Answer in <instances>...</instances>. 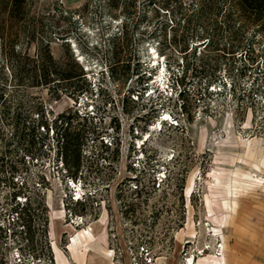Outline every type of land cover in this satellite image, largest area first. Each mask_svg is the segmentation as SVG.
<instances>
[{
	"label": "rangeland",
	"instance_id": "1",
	"mask_svg": "<svg viewBox=\"0 0 264 264\" xmlns=\"http://www.w3.org/2000/svg\"><path fill=\"white\" fill-rule=\"evenodd\" d=\"M204 2L26 0L12 13L0 0V264H264V32L239 35L254 62L202 60L197 38L220 19ZM47 50L84 68L87 92L38 85ZM71 112L85 130L75 183L41 126ZM15 191L32 203L25 227Z\"/></svg>",
	"mask_w": 264,
	"mask_h": 264
},
{
	"label": "trees",
	"instance_id": "2",
	"mask_svg": "<svg viewBox=\"0 0 264 264\" xmlns=\"http://www.w3.org/2000/svg\"><path fill=\"white\" fill-rule=\"evenodd\" d=\"M9 1L11 6L10 11L12 13H14L15 11L19 12L23 10L26 2V0ZM109 1L114 8L119 7V0ZM180 7L181 9H183L182 6ZM166 11L168 12V14L171 13L175 15V11L171 7H166ZM201 11L202 13H211L216 18H220L216 19V21L214 22L208 21L204 27L205 30L203 31L202 36L197 38V40L201 42V45L199 46L202 47V50H200L202 60L209 57L211 53L218 51L219 53L217 54H220L221 57L225 59L229 58L235 60L240 56L242 60H245L247 62L255 61V58L249 55V53H252L253 51L249 48L248 51L250 50V52H247V47L244 45L243 40L239 38V35L241 33H244L243 31H247V28L249 27H256L258 28L259 32H264V0H205L204 5L201 7ZM171 22L173 25H179V23L174 20H171ZM187 25H190V21L187 22ZM171 29L174 28L172 27ZM224 33L228 34L230 43L220 45L222 35ZM174 44L177 48L180 46L177 45L175 41ZM197 47L198 46H196L195 49L192 50L196 55L198 54ZM181 50V53L186 54L190 50V47L186 45ZM162 54H165V51H162ZM40 61L41 67L39 69V72L41 74L39 76L40 83H38V85L49 87L55 93L69 92V88H73V93H71V96L77 99L79 98L78 96L80 94H82L83 92H87V90L89 89V85L78 86L79 83L86 82V73L84 71V68L79 65V63H77L75 59L72 58V56H68L66 61H57L54 59L50 51L47 50L44 55H41ZM189 69L190 67L187 66L182 77L179 72V75L176 73H172L173 75H171L168 80V91L157 87V101L166 99L169 93V89H171L170 94L173 95V92L176 91V84L183 87V82ZM248 69H250V67H248L245 63L244 71L242 73L246 74L245 70ZM201 71L205 72V67L202 68ZM216 81L217 80H214L210 75L209 79L206 80V91H209L210 88H212L216 83ZM2 88L4 87H1L0 84V103L4 99ZM231 88L235 90L234 86H231ZM186 93V88L180 89L179 97H181V100L183 101L181 108H183L184 111H186V105L184 104V97ZM157 101H154V103H156ZM154 105L155 107H163L162 104L158 105V102ZM78 117L79 116L77 112H71L68 114L60 115L52 122V124L48 123V121H44L43 118L41 120V126L45 134H50V127L54 129L53 134L56 135L57 145L59 147L58 155L59 157H61L62 163L68 170V177L72 180V183H75L78 177V173L81 170L82 145L84 142L83 139L85 133V130H81L79 131V133H76L74 131V120ZM89 118L90 117L88 116V114L84 117V119L87 121L89 120ZM132 180L133 182L137 183V185H135V190H137L136 193H140L138 186L140 182L137 178ZM14 185L16 184L14 183ZM21 196V191H15L13 194L14 201L18 204L14 209V222H16V225L23 223V226L25 227V225H27L25 224V222L30 220L32 216V203L29 198H26L25 204L17 201V199L21 198ZM84 196L88 198L87 194H85ZM90 196H92V194ZM77 203H79V200L77 201ZM44 221H47V219H44Z\"/></svg>",
	"mask_w": 264,
	"mask_h": 264
},
{
	"label": "bare ground",
	"instance_id": "3",
	"mask_svg": "<svg viewBox=\"0 0 264 264\" xmlns=\"http://www.w3.org/2000/svg\"><path fill=\"white\" fill-rule=\"evenodd\" d=\"M90 232H93L91 229H89ZM189 264H194L192 260L189 261Z\"/></svg>",
	"mask_w": 264,
	"mask_h": 264
}]
</instances>
